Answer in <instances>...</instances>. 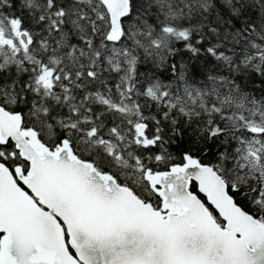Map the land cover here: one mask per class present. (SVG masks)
I'll use <instances>...</instances> for the list:
<instances>
[{
  "label": "snow or ice",
  "instance_id": "snow-or-ice-1",
  "mask_svg": "<svg viewBox=\"0 0 264 264\" xmlns=\"http://www.w3.org/2000/svg\"><path fill=\"white\" fill-rule=\"evenodd\" d=\"M0 264H264V0H0Z\"/></svg>",
  "mask_w": 264,
  "mask_h": 264
}]
</instances>
